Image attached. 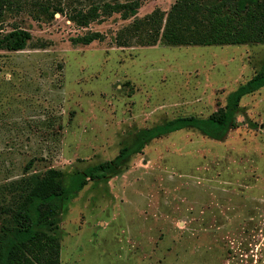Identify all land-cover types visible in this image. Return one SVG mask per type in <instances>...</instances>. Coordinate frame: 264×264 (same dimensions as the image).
I'll return each instance as SVG.
<instances>
[{
	"label": "rangeland",
	"instance_id": "1",
	"mask_svg": "<svg viewBox=\"0 0 264 264\" xmlns=\"http://www.w3.org/2000/svg\"><path fill=\"white\" fill-rule=\"evenodd\" d=\"M127 0H23L0 8L1 35L25 29L23 51L0 50V209L20 182L51 169L68 190L61 264H264V88L243 98L223 140L184 129L154 139L117 173L139 133L183 116L208 118L264 64V44L169 45L145 20L178 0H140L89 27L45 13ZM99 32L90 45L72 39ZM7 215L0 210V226Z\"/></svg>",
	"mask_w": 264,
	"mask_h": 264
},
{
	"label": "trees",
	"instance_id": "2",
	"mask_svg": "<svg viewBox=\"0 0 264 264\" xmlns=\"http://www.w3.org/2000/svg\"><path fill=\"white\" fill-rule=\"evenodd\" d=\"M21 4L23 0H0V8ZM42 8L45 13L66 14L75 25L89 27L93 22L115 13L124 18L134 16L141 7L140 0L103 2L84 7L65 9L62 1H49ZM146 21L155 28L154 36L162 34L169 45H241L264 44V0H178L168 13H156ZM32 40L25 29L16 28L0 33V50L23 51ZM101 33H89L72 39L76 45H90L102 41ZM264 88V64L261 70L230 94L228 104L208 118L183 116L164 124L145 129L136 141L124 147L114 162H106L90 169L77 179V189H84L90 181L106 179L116 174L118 167L139 153L148 142L184 129L195 130L204 136L223 140L238 128L237 113L244 97ZM17 203L1 207L7 215L0 226V264H61L59 215L68 190L62 172L56 169L36 174L20 182Z\"/></svg>",
	"mask_w": 264,
	"mask_h": 264
}]
</instances>
